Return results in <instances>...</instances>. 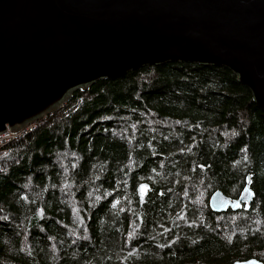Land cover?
<instances>
[{
    "label": "trees",
    "instance_id": "trees-1",
    "mask_svg": "<svg viewBox=\"0 0 264 264\" xmlns=\"http://www.w3.org/2000/svg\"><path fill=\"white\" fill-rule=\"evenodd\" d=\"M252 202L214 212L222 190ZM264 261V109L228 67L97 81L0 147V264Z\"/></svg>",
    "mask_w": 264,
    "mask_h": 264
},
{
    "label": "water",
    "instance_id": "water-1",
    "mask_svg": "<svg viewBox=\"0 0 264 264\" xmlns=\"http://www.w3.org/2000/svg\"><path fill=\"white\" fill-rule=\"evenodd\" d=\"M176 61L230 68L264 109V0H0V134L99 80ZM250 183L236 199L214 192L212 210L252 202Z\"/></svg>",
    "mask_w": 264,
    "mask_h": 264
},
{
    "label": "built area",
    "instance_id": "built-area-1",
    "mask_svg": "<svg viewBox=\"0 0 264 264\" xmlns=\"http://www.w3.org/2000/svg\"><path fill=\"white\" fill-rule=\"evenodd\" d=\"M34 128H35V123H30L26 125L24 128L20 129L19 131H11L10 129H8L6 132L0 134V147L4 146L8 141L16 137L23 136L32 132Z\"/></svg>",
    "mask_w": 264,
    "mask_h": 264
},
{
    "label": "rangeland",
    "instance_id": "rangeland-1",
    "mask_svg": "<svg viewBox=\"0 0 264 264\" xmlns=\"http://www.w3.org/2000/svg\"><path fill=\"white\" fill-rule=\"evenodd\" d=\"M231 198V197H230ZM236 198H238V197H236ZM236 198H232V199H236ZM248 204V203H247Z\"/></svg>",
    "mask_w": 264,
    "mask_h": 264
},
{
    "label": "snow or ice",
    "instance_id": "snow-or-ice-1",
    "mask_svg": "<svg viewBox=\"0 0 264 264\" xmlns=\"http://www.w3.org/2000/svg\"><path fill=\"white\" fill-rule=\"evenodd\" d=\"M245 191H247V189H245Z\"/></svg>",
    "mask_w": 264,
    "mask_h": 264
}]
</instances>
